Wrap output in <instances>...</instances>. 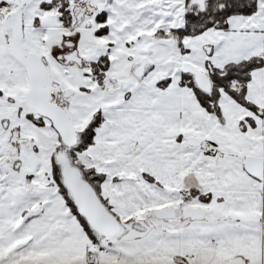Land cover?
Here are the masks:
<instances>
[{"label":"snow or ice","instance_id":"obj_1","mask_svg":"<svg viewBox=\"0 0 264 264\" xmlns=\"http://www.w3.org/2000/svg\"><path fill=\"white\" fill-rule=\"evenodd\" d=\"M0 264H264V0H0Z\"/></svg>","mask_w":264,"mask_h":264}]
</instances>
